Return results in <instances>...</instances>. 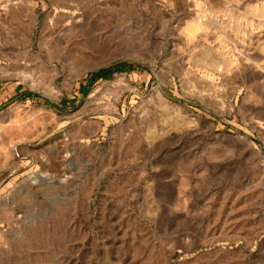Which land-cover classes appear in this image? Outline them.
Segmentation results:
<instances>
[{
    "label": "rangeland",
    "instance_id": "1",
    "mask_svg": "<svg viewBox=\"0 0 264 264\" xmlns=\"http://www.w3.org/2000/svg\"><path fill=\"white\" fill-rule=\"evenodd\" d=\"M0 264H264V0H0Z\"/></svg>",
    "mask_w": 264,
    "mask_h": 264
},
{
    "label": "bare ground",
    "instance_id": "2",
    "mask_svg": "<svg viewBox=\"0 0 264 264\" xmlns=\"http://www.w3.org/2000/svg\"><path fill=\"white\" fill-rule=\"evenodd\" d=\"M38 179L40 180V181H47V182H50L47 178H46V176L45 175H40L39 177H38ZM38 181V180H37Z\"/></svg>",
    "mask_w": 264,
    "mask_h": 264
}]
</instances>
